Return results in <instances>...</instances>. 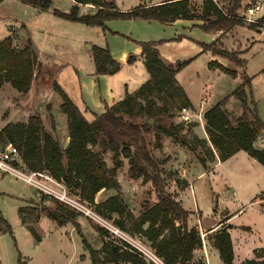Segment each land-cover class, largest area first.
Listing matches in <instances>:
<instances>
[{"label":"rangeland","instance_id":"374dc122","mask_svg":"<svg viewBox=\"0 0 264 264\" xmlns=\"http://www.w3.org/2000/svg\"><path fill=\"white\" fill-rule=\"evenodd\" d=\"M115 1L118 6L128 8L134 7L139 3V0ZM203 1L191 0V6L197 13L202 12ZM141 2L149 5L152 0H143ZM216 2L227 10L232 7L233 0H217ZM74 3L75 1L72 0H56L54 4L63 11L68 12L73 6L71 4ZM251 4H259L262 8L252 20H246L244 12ZM91 10H93L91 7L83 6L80 14L90 13ZM237 15L243 25H238L230 31L224 32L221 30L222 35L215 40L216 43L213 45L215 49L226 48L235 50L239 52L238 56L240 58L246 60V66L240 67L228 59L216 56L226 60L227 65L225 66L228 68L237 70V76L222 71L213 72V70L209 69L208 57L211 53L202 52L201 42L210 41L211 33L201 28L197 27L193 30H188L193 38L183 37L164 44L162 47V58L165 62L170 60L168 63L177 64L184 59L196 56L182 69L179 77V80L181 78L184 81L187 94L196 105L192 104L188 107L191 109L193 117L190 122H184L180 115L181 106L173 100L164 98L165 95L156 93L157 104L159 106L163 104L169 106L168 109L172 115H167L164 119L167 123H173L182 128L181 139L160 133L159 141L161 147H157L156 130L146 133V138L149 142L151 153L158 163L157 170L165 180L167 190L177 195V200H182V205L185 208L189 210L199 208V210L194 211L190 215L188 223L190 227L194 226L190 224L192 220L196 224L195 227L199 230L200 235L203 234L204 236L203 240L201 235L202 245L200 248L204 245H214L216 232L208 234V231L204 229L208 224L203 227L200 224V229L198 221L209 223V221L212 222L218 219L220 221L219 228L228 227V213L237 211L242 201H244V205L248 203V206L244 208L245 213L242 214L243 211L239 213L234 221L238 226L234 238L237 242L246 245L243 250L244 253L240 254L242 256V254L246 255V253L250 255L254 248L264 245V166L260 163L252 166L244 159L238 161L237 155L230 160L224 161L223 165H215L218 162L217 157L219 155L211 144L206 132V119L204 116L207 108L212 107V105L225 98L226 110L232 120L242 113V103L232 95V92L243 82V76L246 73L252 78V93L257 102L259 115L264 121V24L251 29V25L258 23L264 15V0H243L237 10ZM112 22L110 23V28L122 31V33L134 32L136 35L143 36L146 39L149 38L145 39L146 41L174 35L176 29L184 30V32L186 30L183 29L182 25L166 26V24L163 25L158 21L149 22L142 19L137 21L115 20ZM195 22L202 24L204 21L195 19ZM9 32L17 49L23 48L30 40L34 49L39 52L40 57L38 58L49 69H55L57 65L64 63H72L78 66L80 70L86 71L92 68V64H94L92 63L94 60L90 59L92 49L88 50L86 45L92 41L93 45L106 46L104 45L106 37L99 26L90 27L82 23H73L54 15L51 10L40 11L18 0H0V38L3 39ZM125 39L123 36L118 37L116 47L121 49V46L123 47L122 42H125ZM87 41L89 42L87 43ZM137 71L139 77H141L140 67ZM36 72L39 76L37 88L35 89L33 86V89L27 95H18V90L12 85H10L11 87L0 89V125L4 127L7 119L27 121L30 115L40 114L42 116L43 114V128L54 136L56 134V138L63 146L67 133L69 135L66 114L60 108L53 110L57 120L56 130L53 131L49 117L52 109L49 110L47 108L48 105L52 104L56 107L62 102V98L53 89V77L48 70L42 67L38 72L37 67ZM139 79L137 78L135 83H138ZM69 80V73L63 72L60 78L63 86L68 87ZM60 82L58 81V83ZM179 83L182 84L181 82ZM18 105L22 108L20 112L16 111ZM204 105H206L205 109ZM126 117L140 123L152 121L146 115ZM9 120L8 122H11ZM3 127L0 126V129ZM169 142L174 145V149L171 150V154L167 155L165 148ZM5 145L6 141L0 140V152L5 148ZM256 146L259 148L264 147V132L256 141ZM96 149H100V147L97 146ZM103 157L106 160L107 167H112L114 164L113 153L109 151ZM202 159H204V163ZM123 160L124 164L118 170V180L121 188L119 190L109 189L105 193H98L96 202H102L108 198L107 196L110 197L120 192L129 208L135 214H138L143 209L144 204L152 205L157 201V194L152 183L145 181L143 178H131L128 159ZM203 168L208 171L204 175L199 176V172ZM237 168H260L254 176L260 178L262 182L257 179L252 183L253 180L246 179L242 175V180L244 179L245 182L241 190V195H243L241 202L237 203V199L232 200V197L231 201L228 202L229 197L226 193L229 192V187H237ZM23 169L26 172L35 171L30 170L24 162ZM185 169L190 172L189 174L187 173L189 182L184 175ZM40 172L50 174L45 170ZM63 184L68 196L78 204L75 207L64 203L83 212L78 221L86 240L94 249H100L103 245L101 234L95 228V225H101L108 228L111 234L113 233L111 238L114 240H124L134 247H141V244L145 245L154 254L144 253L150 264H164L156 256L151 243L146 238L140 234H131L120 230L114 224L113 218L101 215L98 213L95 204L83 199L80 196L79 189L71 187L64 182ZM34 188L14 176L8 174L0 175V211L12 228V232L2 230L4 226L0 222V264H92L84 238L73 223L60 226L47 215H44L38 221L29 219L25 223L22 222L19 213L21 207L28 205L40 207L43 204L54 207L50 197ZM24 195L34 197V199L26 200L27 203H24L25 201L23 202L19 198L20 196L25 197ZM219 195L227 196V205L223 207L224 209L218 207L217 199ZM256 197L261 201L250 204L252 199H256ZM113 216L116 217L117 215L113 214ZM246 226H250L251 230L244 229ZM31 227L35 228L40 240L31 233ZM195 256L193 264H206L201 257ZM211 256L210 264H224L220 257H213L212 254ZM257 256H262L260 258L264 259V247L255 249L252 258Z\"/></svg>","mask_w":264,"mask_h":264},{"label":"trees","instance_id":"16d2710c","mask_svg":"<svg viewBox=\"0 0 264 264\" xmlns=\"http://www.w3.org/2000/svg\"><path fill=\"white\" fill-rule=\"evenodd\" d=\"M40 11L51 10L63 19L82 23L88 26H99L107 29L106 23L113 20H129L142 18L157 20L162 23H172L178 19L203 20L197 25L205 31H230L238 25H243L237 15V10L243 0H233L232 7L223 9L215 0H204L202 12L197 13L190 0H168L159 4L137 6L122 10L115 0H74L70 11L53 8L54 0H18ZM143 1V0H141ZM82 4H92L97 7L95 13L80 14ZM264 24V15L251 29ZM162 41H140L142 57L151 79L143 84L137 92H127L125 97L112 106H107L101 115H95L89 121L81 109L72 101L62 86L53 79L52 87L61 98V111L67 116L69 142L63 147L59 140L43 128L40 114L30 115L27 121L8 122L0 129V140L13 143L19 150L23 162L30 170L49 172L58 181L79 189L80 196L97 206V211L103 216L114 219V224L122 231L140 234L151 243L155 254L164 264H193L194 251L202 245L199 230L189 226V217L193 213L183 207L177 195L167 190L162 174L157 170L158 163L154 159L146 133L156 130L157 147H161L160 133L181 139L182 128L173 123H167L165 116L171 115L169 106H159L155 94L165 95L167 100H173L178 105L189 107L192 102L179 83L176 75L195 57L184 59L177 64L166 63L161 58L159 45ZM216 41L202 44V52L211 51L245 67L246 60L240 58L239 52L226 48L215 49ZM93 60L98 75H113L121 69V63L115 60L108 46L94 45ZM135 55L129 56V63L136 60ZM211 69H220L224 73L237 76L235 69L228 68L218 60L210 61ZM38 72L42 68L38 54L29 40L27 45L17 49L11 35L0 39V86L10 83L22 94H27ZM242 103V113L231 119L226 110V98L222 99L205 112L206 132L210 142L217 150L221 161H226L237 152L246 151L264 166V148H258L255 143L264 132V121L261 119L257 102L252 93V78L244 73L243 82L232 92ZM160 96V95H159ZM51 110V105H48ZM146 115L152 121L136 122L126 116L136 117ZM163 115V116H162ZM172 116V115H171ZM52 130H56V121L50 113ZM5 145V146H6ZM99 146L100 149H96ZM113 153L114 164L107 167L104 154ZM128 159L129 174L133 179L143 178L152 183L157 194V201L135 214L128 206L120 192L97 203L96 195L101 190L121 188L118 180V170ZM203 163L205 162L202 159ZM54 207L24 206L19 209L22 222L34 219L40 220L47 215L60 226L73 223L84 238L89 250L92 264H150L146 257L133 245L124 240H114L111 231L101 225H95L101 234L103 245L94 249L86 240L78 218L83 212L51 197ZM113 214L117 216L114 217ZM0 222L4 231L12 232V228L0 211ZM179 223V224H178ZM31 233L38 239L35 228ZM214 246L219 250L225 264H235V252L231 233L222 227L216 231ZM262 256L246 259L241 264H264Z\"/></svg>","mask_w":264,"mask_h":264},{"label":"crops","instance_id":"0c3cea01","mask_svg":"<svg viewBox=\"0 0 264 264\" xmlns=\"http://www.w3.org/2000/svg\"><path fill=\"white\" fill-rule=\"evenodd\" d=\"M55 1L56 0L53 1V8H58L54 4ZM72 1H74V0H72ZM165 1H168V0H152V3H149V5L159 4V3H162ZM215 1H217V0H215ZM139 3H141L140 0H139ZM72 5L73 4H71V6ZM83 6L91 7L93 10H91L90 13H95L97 10V7L92 5V4H82L80 7L82 8ZM118 7L122 10H128V9L133 8V7L128 8V7H121V6H118ZM81 8H80V10H81ZM58 9H60V8H58ZM60 10H62V9H60ZM83 14H86V13H83ZM139 19H142V18L129 19V20L130 21H133V20L137 21ZM142 20H145V19H142ZM113 21H115V20H113ZM145 21L153 22V21H157V20H145ZM73 23H76V22H73ZM110 23H113V22L108 21L106 23V25H107L106 30L102 29L104 32V35L106 37V42L104 45L109 47L113 58L115 60H117L119 63H121V66H122L121 69L113 75H108V74L98 75L95 73L96 67H95V62L93 61V52L91 50L92 47L94 46L93 43H91L92 41H90V42L87 41V43L88 42L89 43H88V45H86V47L88 50H91L92 54H90V59H92V61H93L92 63H94V64H92V68L87 69L86 71H83L82 69L80 70L78 68V66H75L72 63H67V64L64 63L62 65H57V68H55V69H49L45 66V64L39 58V61H41L40 62L41 66L43 68L47 69L48 72L50 73V75L53 77V79H55L57 82L58 81L60 82V78H61V75L63 74V72L69 73V79L70 80L68 81V87L63 86V83L60 82L61 86H63V89L66 91V93L72 99V101L81 109V111L83 112V114L85 115V117L89 121H92L94 119L95 115L103 114L106 111L107 106H112L116 102L123 99L127 92L133 93L134 91L139 89L143 84H145L146 82H148L151 79V75L147 71V69L145 67L144 59L142 57V47H141V45L138 44V42L146 41L149 38L146 39L145 37L140 36V35H136L134 32H131V31L126 32V33H122V31L110 28V25H111ZM160 23H162V22H160ZM162 24L163 25L166 24V26L182 25L183 29H186V30L184 32V30L176 29L174 35H167L166 37H162V38L159 37L158 40H153V41H162V43L159 46V49L161 52V58L163 57L162 56V47L164 46L165 43L171 42L172 40L175 41V40L181 39L183 37L193 38L191 36L190 31H188V30H193V29L198 27L197 25H199V24H197V22H195V20H188V19H178L172 23H162ZM162 24H160V25L162 26ZM68 25H73V24H68ZM90 27H92V26H90ZM207 32L211 33L210 41H208V42L199 41V42L209 44V43H212L213 41L217 40V38L220 35H222L221 31H207ZM9 35H10V32L7 36H9ZM120 36H123L124 39L126 38L125 42H122L123 47L121 46V49L116 47L117 38ZM195 40H197V39H195ZM149 41H152V40H149ZM98 46H103V45H98ZM207 52L211 53V55L208 57V64L210 61L218 60L223 65H227L226 60L214 56L211 51H207ZM37 53H38V57H40L38 51H37ZM130 55H135L137 58L133 63L128 62ZM168 62H170V60L166 61V63H168ZM139 67L141 69V77H139L138 71H137L139 69ZM209 69H211V68H209ZM211 70H213V72L221 71L220 69H211ZM181 73H182V70L177 73L176 77H177L178 81L182 83L181 85L184 87V89L187 92V89L185 88L184 81L181 78L179 80ZM38 78H39V76L37 78H35V80L33 81V84H32L30 91L33 89V86L35 87V89L37 88ZM137 78H140V79H139L138 83H135ZM10 85H11L10 83H5L3 86L0 87V89H3L4 87H9ZM30 91L28 93H30ZM27 94H22L20 91H18V95H27ZM189 98H190L192 104L196 105L192 101L190 96H189ZM61 103L62 102H60L58 104L59 106L56 105V107H54L53 104L50 103V104H52L51 105V109H52L51 111H52V114L55 118L56 124H57V120H56V117L53 113V110L55 111L57 108H60ZM205 107H206V105H204V109H205ZM47 108H48V106H47ZM210 108H207L206 111ZM20 110H22V108L18 105V109L16 111L20 112ZM41 117L43 119L44 115L42 114ZM49 117H50V114H49ZM66 119H67V116H66ZM8 120L9 119H7L6 123H4V125H6L8 123ZM9 121H12V120H9ZM43 121H44V119H43ZM12 122H19V121H12ZM0 126L3 127V125H0ZM55 137H56V134H55ZM68 142H69V135L67 133V135L65 137V141L63 143V147H66L68 145ZM166 145L167 146L165 148V151H167V155H169L172 152L171 150L174 149V145L171 144L170 142ZM255 145H256V143H255ZM236 155H237L238 161H240V160L242 161L243 159L247 160V162H249L252 166H256V163H259L255 158L251 157L246 151H243V150L234 154L232 157L229 158V160L234 158V156H236ZM217 159H218V162L215 163V165H223L224 161H221L219 156L217 157ZM259 169L260 168H237V187L236 186L229 187V189H228L229 192L226 193V195L229 197L228 202L231 201V197H232V200L237 199V203L241 202L242 196H243V195H241V190L243 189V184L245 182L244 179L242 180V177H241L242 175H244L246 179L253 180L252 183L257 179H259L262 182V180L260 178H257V176H254L257 174V171ZM207 171L208 170L203 168V170H201L199 172V176L204 175V173ZM187 173L189 174L190 172L186 170L184 175H185V177H187L186 179L188 180V174ZM188 182H189V180H188ZM187 189H188V187H187ZM108 190L109 189H106V190L103 189L99 193H105V191H108ZM226 195H219V198L217 199L218 207L219 208L221 207L220 209H224L223 207H225L227 205V202H226L227 196ZM107 197H109V196H107ZM19 198L22 199L23 202L25 201L24 203H27L26 200L34 199V197H31V196L30 197H27V196L21 197L20 196ZM257 198L258 197H256V199L255 198L252 199L250 204H252L253 202L261 201V200H258ZM253 200H255V201H253ZM243 203H244V201H242L240 203L237 211L235 210L232 213L231 212L228 213V216H227L228 217V227H225L228 229V231L231 233V236H232L233 247H234V252H235V258H234L235 264H241L244 260L251 259L254 255L255 249H258L259 247L260 248L264 247V245H263V246H259V247L254 248L252 250V254H250V255L246 252H245L246 255H244V254H242V256L240 255L241 253H244L243 250L246 248V245L241 244L235 240L234 236L238 230V228H237L238 226H237V224L234 223V221H235V217L239 213H241L242 211H243L242 214L245 213L244 208L246 206H248V203L245 205ZM183 207H184V205H183ZM185 209H187V208H185ZM187 210H189V209H187ZM197 210H199V208H197L195 210H190V211L194 213V211H197ZM198 222H199V228L200 229H201L200 224L202 225V227L206 226L205 224H208V226L204 228L206 231H208V234L216 232L218 229H220L219 228V226H220L219 222L220 221L218 219H215L212 222L209 221V223H207V222L203 223V221H198ZM190 224H193L194 226L196 225L192 222V220L190 221ZM230 226H233V227H230ZM204 229H203V231H204ZM244 229L251 230L250 226H246ZM200 247L195 249L194 258L196 257L195 255H198L199 257H201L203 262L206 264H210L211 258H212L211 254L213 255V257H216V258L220 257L221 258L219 250L214 245H209V246L204 245L202 248H200ZM221 260H222V258H221ZM193 261H194V259H193ZM222 262H223V260H222Z\"/></svg>","mask_w":264,"mask_h":264},{"label":"built area","instance_id":"2783aa9c","mask_svg":"<svg viewBox=\"0 0 264 264\" xmlns=\"http://www.w3.org/2000/svg\"><path fill=\"white\" fill-rule=\"evenodd\" d=\"M261 8L262 6L259 4H251V6L245 9V19L252 20L253 17L260 12ZM180 113L182 121L190 122L192 120L193 114L191 113L190 108L183 107ZM1 174L14 176L15 178L22 180L26 184L35 187L37 190L41 191V193L50 198L55 197L69 205L77 207L78 203L68 196L63 182L58 181L50 174H46L40 171L26 172L23 169V160L20 152L13 143H8L0 152V175ZM202 239H204L203 234ZM135 248L138 249L143 255L144 253L154 255L143 244H141V247L136 246Z\"/></svg>","mask_w":264,"mask_h":264}]
</instances>
